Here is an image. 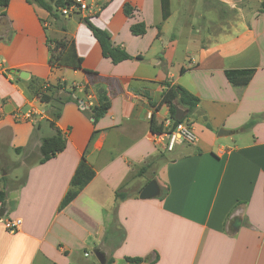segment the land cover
Listing matches in <instances>:
<instances>
[{"label":"crops","instance_id":"1","mask_svg":"<svg viewBox=\"0 0 264 264\" xmlns=\"http://www.w3.org/2000/svg\"><path fill=\"white\" fill-rule=\"evenodd\" d=\"M86 1V13L60 26L27 0L0 7V191L7 193L0 264H86L96 249L113 264H264L263 0H203L211 11L203 23L205 38L190 30L196 0L186 13L183 2L175 12L171 0L166 21L160 0ZM126 4L134 8L132 17L124 13ZM80 17H89L114 45L142 59L114 64L104 58ZM142 22L147 33L134 35L131 26ZM45 27L52 37L73 38L83 69L95 74L51 69ZM235 70L255 71L246 87L228 80L226 72ZM35 81L42 89L76 86L90 107L98 85L111 101L97 124L78 103L67 102L56 122L67 134V146L46 163L39 148L55 129L51 105L31 89ZM169 85L200 99L189 119L197 141L163 152L151 120L161 125L170 118L169 106L162 104ZM28 110L44 111L48 118L36 125L14 119ZM10 152L19 159L11 161ZM84 156L96 176L62 208ZM14 166L25 176L8 185L6 169ZM152 180L161 194L140 199ZM123 188L131 197L117 206L115 195ZM17 219L20 229L9 231L5 222Z\"/></svg>","mask_w":264,"mask_h":264},{"label":"trees","instance_id":"2","mask_svg":"<svg viewBox=\"0 0 264 264\" xmlns=\"http://www.w3.org/2000/svg\"><path fill=\"white\" fill-rule=\"evenodd\" d=\"M30 4H36L50 13L51 16L59 19L57 13L54 12L53 3L58 9L66 5H70L72 0H27ZM163 12V21H166L171 16V0H160ZM11 0H0V7H8ZM134 8L129 4L124 6V13L127 17H132ZM260 11L264 13V0L261 3ZM82 15V13H78ZM6 13L3 14V17ZM87 27L92 32L95 39L98 41L102 54L104 58L110 59L114 64H119L124 61L138 59L141 60L142 57H132L128 52L119 45H114L111 36L108 31L96 26L89 17H80ZM160 29V26L158 27ZM47 31V27H45ZM63 31H65L63 29ZM131 32L136 36H143L147 33V26L145 23H137L131 26ZM46 44L49 53V65L51 69L67 68L74 71L84 70L89 74H95V72L87 71L83 69V58L78 54L75 40L68 36L52 37L51 35H46ZM254 70H235L227 71L226 76L230 83L235 87L244 88L246 87L253 78ZM97 75V74H96ZM31 89L34 91L35 95L40 98L43 103L51 105V122L50 125L55 129V135L50 138H44L41 142L39 152L42 155L41 163H46L47 161L55 158L58 154L63 152L67 146V134L63 133L56 126V122L59 120L62 114L63 106L67 102H76L80 104L84 99L77 94V87L72 86L67 89L65 83H59L56 86L47 87L42 89L41 85H37V82H32ZM67 93L64 96L60 93ZM96 104L85 112L93 119V123L97 122L103 118L111 107V101L105 91L100 86H96ZM84 102V101H83ZM162 104H166L170 108V118L175 121V124L179 123L175 119L176 109L179 107L187 111V115L183 121H187L190 116L195 114L198 106L200 104V99L194 94L190 93L184 87L180 85L168 86L162 94ZM258 117H253L251 121L246 125V128H252L257 122ZM151 128L154 133H161L164 131V125H157L154 118L151 120ZM95 170L88 164L86 157L82 158L77 170L71 180L70 189L65 196L61 207L64 208L69 205L79 193L95 178ZM131 196L124 191L116 192L115 199L117 206L120 202L130 198ZM7 193L5 191H0V204L6 206ZM125 237V236H124ZM147 259L144 258H126L127 262L142 263ZM114 259L109 258L107 264H113Z\"/></svg>","mask_w":264,"mask_h":264},{"label":"built area","instance_id":"3","mask_svg":"<svg viewBox=\"0 0 264 264\" xmlns=\"http://www.w3.org/2000/svg\"><path fill=\"white\" fill-rule=\"evenodd\" d=\"M89 4L86 0H72L70 5L60 8L64 17H70L76 13H86L89 10ZM80 107L82 110L89 109L91 105L81 102ZM48 115L46 112H36L28 110L26 112H17L14 119L18 122L29 121L32 124H38L42 120H46ZM164 131L161 133H154L155 142L163 145V152H172L178 144H194L197 141V135L193 125L189 121H182L175 124L171 118L163 122ZM22 221L20 219L5 222V227L11 231L16 232L20 229ZM87 256V254H86Z\"/></svg>","mask_w":264,"mask_h":264},{"label":"rangeland","instance_id":"4","mask_svg":"<svg viewBox=\"0 0 264 264\" xmlns=\"http://www.w3.org/2000/svg\"><path fill=\"white\" fill-rule=\"evenodd\" d=\"M90 1L91 0H89V2ZM172 1H173L172 2L173 3V10L175 12L177 11V8L180 7V2H183L185 4L184 8H180L181 13L188 12L187 9L191 8L193 6V2H194L192 0H179V1L178 0H172ZM196 3L197 4H194L195 5V11L192 14V16H195V20H193L195 27L191 28L190 30H193L195 32V34H197V35L200 34L201 36H203V38H205V37H207L208 32L205 30L203 23H206L205 20L208 19V17H209L208 15L211 13V11H208L206 9V6H205V3L203 2V0H196ZM51 4L53 6L54 12L57 13L59 16V19H57L59 21L57 23L56 22L55 23H56V25L60 26L62 24V22H64L65 20H68L67 19L68 17H64L62 15L60 9H58L53 3H51ZM186 6H188V7H186ZM213 15H214V13H213ZM71 16L75 19L77 16H80V14L76 13V14H72ZM188 16H190V12L188 13ZM214 17H216V16H214ZM51 21L53 22L52 18H51ZM52 25H54V23ZM48 31H45L46 35L47 34L50 35V32H48ZM185 44L186 43L183 42V47H185ZM190 117L188 118L187 121H189ZM9 158L11 161H17L19 159L17 154H15L14 152L9 153ZM6 171H7L8 175L5 176L6 177L5 181L8 183V185L9 184L12 185L14 183L16 184V183L20 182L25 176L23 168H18V167L14 166V167H10L9 169H6ZM0 176L2 177L1 172H0ZM89 253H90L89 257L85 258V263L86 264H100L99 261L97 260L96 256H95V254H94V251L90 250Z\"/></svg>","mask_w":264,"mask_h":264},{"label":"water","instance_id":"5","mask_svg":"<svg viewBox=\"0 0 264 264\" xmlns=\"http://www.w3.org/2000/svg\"><path fill=\"white\" fill-rule=\"evenodd\" d=\"M12 72L16 75H19L21 78L26 79L28 78V74L25 72H21V71H17V70H12ZM187 111L181 109V108H177L176 109V115H175V119L179 122H182L186 115H187ZM161 194V189L159 187V184L157 183L156 180H152L150 181L147 186H145V188L141 191L139 197L142 200H147V199H153L158 197ZM6 208L3 206L0 208V222L3 220V218L6 216ZM94 254L97 258V260L99 261L100 264H107V256L105 255V253H103L100 249H96L94 251Z\"/></svg>","mask_w":264,"mask_h":264}]
</instances>
